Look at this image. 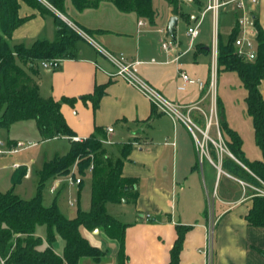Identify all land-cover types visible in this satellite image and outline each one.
Segmentation results:
<instances>
[{
    "label": "crops",
    "instance_id": "1",
    "mask_svg": "<svg viewBox=\"0 0 264 264\" xmlns=\"http://www.w3.org/2000/svg\"><path fill=\"white\" fill-rule=\"evenodd\" d=\"M161 1V9L153 7V23L135 13L120 12L108 1L102 2L97 9L79 11L68 0L65 14L51 6L49 8L67 25L74 22L84 28L92 39L109 51L115 54L123 52L131 61H139L140 76L168 99L185 106L199 107L204 114L194 109L189 116L203 130L206 116L214 107L210 89V48L213 33L210 30L211 14L204 17L200 34L192 43L187 36V29L200 18L207 0H181L182 12L189 14L190 20L177 16L178 23L174 34L177 33L182 19L186 20L187 27L176 37L167 32L170 18L176 15L166 0ZM19 4V16L28 19L13 32L10 39L12 44L23 43L31 46L38 39H57L59 26L53 16L42 14L25 1L20 0ZM252 14L264 30V0H260L252 8ZM237 15V11L231 7L222 11L220 20L225 18L229 22L230 16L233 21L224 25L223 31L219 30L221 36L231 33L236 25ZM160 30H164V33ZM162 38H173L175 47L164 51L160 42ZM80 41L76 44L75 57H59L62 63L57 70H45L39 66L35 80L42 96L52 97L56 101L65 98L73 100V103H63L61 112L76 136L87 138L100 129L102 137L105 138L103 140L110 141L103 143L104 147L114 158L120 156L123 144L132 142L130 155L124 163L123 176L136 180L139 194L135 199L116 204L122 208L116 216L112 215L117 219L118 216H123L119 220L128 224L125 237V253L128 258L126 264H169L171 250L178 238V227L188 228L180 254V264H206L205 246L210 213L217 220L214 232V264H264V228L254 227L246 219L253 206V198L261 194L252 186L243 185L241 180L224 169L222 160H219L216 149L211 145L208 147V154L202 155L196 138L182 121H175L159 112L140 92L114 76L115 67L90 42L84 38ZM182 72L202 80L205 83L204 88L200 89L198 85L192 84L184 91L178 90L182 83ZM227 73L231 75L232 72ZM98 87L104 89V95L95 108L88 96L94 94ZM260 91L264 98V80ZM222 114L228 126L242 138L245 157L250 161H262L263 153L255 142L253 123L247 113L245 98L243 108L236 118L228 116L224 108ZM108 128H113V131L109 133ZM212 128L209 129V134ZM214 128L217 131L215 126ZM220 134L225 141L226 137L221 131ZM2 139L9 143L17 140L32 142L14 136V130ZM64 139L68 140L70 148V140ZM197 139L202 140V135H197ZM23 152L0 156V169H12L9 176H4L3 179L0 176V186L11 184L14 176L19 173L13 167L14 163L26 168L19 187L33 176L37 158L26 160L27 154L23 155ZM45 161L48 160L39 163L36 171V189L39 170ZM64 181L65 178L49 181L48 193L52 194L51 204L56 200L66 216L58 199L68 189ZM52 187L55 188L53 191ZM6 191L0 189V192ZM81 192L82 188L79 187L77 200H69L68 205L77 202L80 206ZM95 230L81 228L80 231L92 245L105 250L107 256L98 263L84 258L80 264H119V242L107 237L102 230ZM36 235L45 239L46 228L44 230L43 226L38 227ZM64 246L63 239L58 236L54 243L55 252L63 256Z\"/></svg>",
    "mask_w": 264,
    "mask_h": 264
},
{
    "label": "trees",
    "instance_id": "2",
    "mask_svg": "<svg viewBox=\"0 0 264 264\" xmlns=\"http://www.w3.org/2000/svg\"><path fill=\"white\" fill-rule=\"evenodd\" d=\"M19 1L0 0V131L10 128L16 122L33 119L41 141L55 138L70 140L76 133L66 122L61 107L63 103H73V100L65 98L56 101L52 97L42 96L35 76L42 60L75 57L76 44L82 37L41 0H22L42 14H49L56 19L59 26L58 37L53 41L38 39L31 46L12 44L10 39L13 32L28 19L19 16ZM45 1L65 14L68 0ZM69 1L79 11L97 9L102 2L108 1L120 12L135 13L138 17L154 22L153 0ZM166 1L174 15L190 20L189 14L182 12L181 0ZM254 20L258 30L256 58L245 62L237 57L234 41L238 29L234 27L228 36H218L217 73L236 72L246 89L247 113L252 119L255 142L263 153V160L250 161L245 157L242 138L228 126L222 111L218 115V121L220 131L226 137L225 144L234 156L224 155L222 167L239 180L264 189V98L260 91L264 80V30L258 19ZM103 95L104 89L98 87L88 98L92 99L96 108ZM103 139L102 131L97 129L82 142L70 140V148L65 154L45 161L39 170L37 193L34 197H20L15 193L14 186L6 192H0V264H80L84 258L101 262L107 252L92 245L81 234V228L90 231L100 229L110 239L117 240L118 263H127L125 237L128 224L110 215L107 205L128 202L139 194L136 180L123 176L124 163L130 155L132 142L123 144L120 156L114 158L106 151ZM211 146L215 148L212 144ZM74 167L76 172L73 175L82 179L80 188H83V178L89 176L91 206L88 211L78 207L76 216L68 218L62 213L56 200L50 206H45L42 192L49 181L68 176ZM16 171L19 173L14 176V185L23 179L26 168L20 166ZM246 219L250 225L264 228L263 195L253 198V206ZM42 226L46 228L45 239L36 235L37 228ZM187 231L188 228L185 227L177 228L178 238L171 250L169 264H180ZM58 236L65 243L63 256L54 250Z\"/></svg>",
    "mask_w": 264,
    "mask_h": 264
},
{
    "label": "built area",
    "instance_id": "3",
    "mask_svg": "<svg viewBox=\"0 0 264 264\" xmlns=\"http://www.w3.org/2000/svg\"><path fill=\"white\" fill-rule=\"evenodd\" d=\"M260 0H207V5L201 12L200 18L196 21V23L192 26H189L187 29V36L190 38L191 43L194 39H196L200 34V26L204 19V17L210 13L212 16L213 23V33H212V44H211V57H212V74H211V82L210 89L212 95H214V87H215V77L217 73V59H218V25L219 18L221 12L223 10H227L229 7L231 9L236 10L238 15L236 19L235 27L238 29L237 37L234 41L235 54L238 58L245 62L253 61L256 58L257 53V35L258 30L255 24V20L252 14V8L259 3ZM142 24V21L139 22ZM76 27V31H77ZM164 33V30H160ZM78 33L81 31L78 30ZM82 38L86 39L90 42L95 49L101 53L106 59L115 67L116 72L114 76L119 77L123 81H125L128 85L132 86L138 92H140L144 97H146L152 105L161 113L170 116L175 121H182L193 136L196 138L198 142V147L202 155L208 154L209 145H213L217 151L218 158L221 161L224 155H229L234 158V156L228 150L225 141L222 139L220 131H219V121L216 116L215 107H213L209 114L206 116V125L205 129H200L193 119L189 116L191 110L197 109L202 111L199 107L196 106H185L183 104L176 103L170 99H168L164 94H162L157 88L143 79L138 72L139 61H131L128 56L121 52L115 54L108 49H106L101 44L97 43L94 39H92L89 35L84 32H81ZM161 48L164 51L172 50L176 43L171 39H161ZM154 61V60H153ZM62 63L61 59L53 58L48 60H42L40 62L41 68L45 70H57L60 68ZM182 83L178 87V90L184 91L188 85L196 84L200 89H203L205 83L197 78L190 76L186 72L181 73ZM187 109V111H185ZM204 114V112L202 111ZM215 120V121H214ZM216 127L218 132V140H215L209 134V129L212 127ZM107 131L111 133L113 128H108ZM197 133L202 135V140L197 139ZM72 141L82 142L85 138L80 136L71 137ZM103 143H110L108 139L103 140ZM36 144L33 142H26L23 140H17L13 143H9L6 140L0 137V156L2 155H15L19 154L29 148L34 147ZM14 168H19L20 165L18 163L13 164ZM92 169V166L89 168V171ZM76 172V167L73 168L71 174L65 176V182L70 186H79L81 182V177H75L73 174ZM243 185H249L243 181H241ZM251 186V185H250ZM259 194L264 196V189L256 188L252 186ZM55 188L52 187L51 191ZM72 204V202L70 203ZM149 217V216H148ZM217 220L211 215L209 217V223L207 227V236H206V246H205V254L207 257L206 264H214V232Z\"/></svg>",
    "mask_w": 264,
    "mask_h": 264
},
{
    "label": "rangeland",
    "instance_id": "4",
    "mask_svg": "<svg viewBox=\"0 0 264 264\" xmlns=\"http://www.w3.org/2000/svg\"><path fill=\"white\" fill-rule=\"evenodd\" d=\"M46 6L50 7L51 5L49 3H47L45 0H41ZM161 4L162 1L161 0H153V7L155 9H161ZM52 7V6H51ZM185 11H188L187 7H184ZM222 14V12H221ZM221 17V15H220ZM186 20H181V23L179 24V28L177 30V33H175L174 37H176L177 34H179V32L182 31V33L186 30L187 24L185 22ZM229 22L226 21L225 18H221V20L219 19V25H218V31L224 30V25L231 24L232 17L229 16ZM69 26H71L74 30V32L79 36L82 37V35H80L81 32L86 33L87 35L90 36V34L84 30V28H82L81 26H79L78 24L74 23V22H70ZM76 27L78 30H80L81 32L78 33L76 31ZM213 30V23L211 21V29ZM226 37V36H224ZM171 40H173V38H170ZM79 43H81L82 45H84V42L80 41ZM229 73H227V71H220L219 75H217L216 73V77H215V87H214V95H213V100H214V107H215V111H216V116L218 118V115L220 113V111L224 109H226L228 116L230 115L231 117H237V114H239V111L241 110V108H243V101L244 98L246 96V90L243 87L241 80L238 76V74L236 72H232L231 75H228ZM215 98H216V102H215ZM216 104V105H215ZM218 104V105H217ZM209 114V113H208ZM215 121V120H214ZM218 121V120H217ZM14 130V136H18L21 137L22 139L28 140V141H32L33 143H35L36 145L32 148H29L28 150H26L25 152H23L25 154H27L25 157L26 160L30 159L31 157H36V161L37 164H35V167L33 168V176L29 179L26 180V184H23L21 187L17 185H14L13 182L11 184H9L8 186H4L1 185L0 189L1 191H6L7 189H9V187L14 186V189L16 193L20 194L21 197L25 198V199H30L31 197H34L37 193V189H36V184L34 186L35 183V177L36 180L37 178V168L39 167V163H41L43 160H50L53 159L56 155H63L66 153V151H68L69 148V142L68 140H65L64 138H55V139H51V140H47V141H41L40 137L38 135L37 132V126H36V121L33 119L30 120H25V121H19L14 123L10 128L8 129H2L0 132V136L1 138H6L8 135H10V131ZM199 136L200 133H197ZM215 140H218L219 137L217 135V131H215V128H212V132L210 134ZM2 166V164L0 163V167ZM73 170V169H72ZM12 172L11 168H3L0 169V176L2 175L1 179L5 178L4 176H9ZM58 178H64V177H58ZM56 178V179H58ZM85 181V184H84ZM25 182V181H24ZM65 182V181H64ZM49 183H47V185L45 186V188L43 189V198L44 195H46L45 200L43 201V203L45 205H50L51 204V198H52V194H49ZM83 188H82V192H81V203L80 206L78 205V203L76 202L74 205H68V201L69 200H73L76 199L77 200V194L79 191V186H73L70 187L68 184L66 185L68 189H65V191H63L60 195H59V202L62 205V209H64L66 216L69 218H73L75 217L76 213H77V209L78 207H80L82 210H89L90 206H91V185H90V180H89V176L86 178H83ZM122 207H119L116 204H109L108 205V211L111 215L116 216V214L118 213V210L121 209ZM123 216H118V219H122ZM44 230L45 227L43 226Z\"/></svg>",
    "mask_w": 264,
    "mask_h": 264
},
{
    "label": "water",
    "instance_id": "5",
    "mask_svg": "<svg viewBox=\"0 0 264 264\" xmlns=\"http://www.w3.org/2000/svg\"><path fill=\"white\" fill-rule=\"evenodd\" d=\"M177 23H178V17L172 16L169 20L168 27H167V32L170 36L174 35ZM95 231H98V230L96 229Z\"/></svg>",
    "mask_w": 264,
    "mask_h": 264
}]
</instances>
